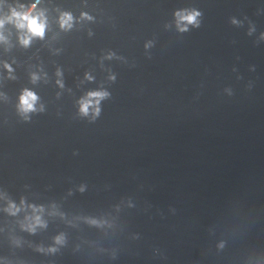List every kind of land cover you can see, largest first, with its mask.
Masks as SVG:
<instances>
[{
  "label": "water",
  "instance_id": "water-1",
  "mask_svg": "<svg viewBox=\"0 0 264 264\" xmlns=\"http://www.w3.org/2000/svg\"><path fill=\"white\" fill-rule=\"evenodd\" d=\"M0 21V264H264V0Z\"/></svg>",
  "mask_w": 264,
  "mask_h": 264
},
{
  "label": "clouds",
  "instance_id": "clouds-1",
  "mask_svg": "<svg viewBox=\"0 0 264 264\" xmlns=\"http://www.w3.org/2000/svg\"><path fill=\"white\" fill-rule=\"evenodd\" d=\"M33 7H35V5H33ZM179 15L180 20L182 21H186L187 23H195V19L196 16L199 15V13L193 12L190 13L188 15ZM13 16L17 17L19 20H23V21H27V26L29 28V30L35 34V35H42L43 34V26L41 24L37 23V19L35 17H30L28 14H20V13H16L13 12ZM70 19V17H69ZM2 21H0V25H2ZM21 27H23V24L20 25ZM25 43H27V41H25ZM105 94L101 93V92H93L90 93L89 96L90 97H95L96 99V103H99V99L102 98ZM36 99V97L34 96V94L30 93V92H26L25 95L21 98V103L24 106L25 110H31L32 109V102H34ZM92 103L91 100L82 102L81 104V112L84 114H87L88 112V108L89 105ZM98 111V109H97Z\"/></svg>",
  "mask_w": 264,
  "mask_h": 264
}]
</instances>
